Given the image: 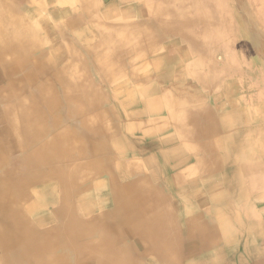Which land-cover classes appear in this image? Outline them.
Instances as JSON below:
<instances>
[{
	"label": "bare ground",
	"instance_id": "1",
	"mask_svg": "<svg viewBox=\"0 0 264 264\" xmlns=\"http://www.w3.org/2000/svg\"><path fill=\"white\" fill-rule=\"evenodd\" d=\"M10 1L0 0V61H14L15 57L23 56L22 78L30 76V68L42 70L54 61L55 54L51 52L36 58L28 56L27 48L41 46L34 45L35 34L44 27L54 32L59 27L58 21L70 14L73 22L69 27L80 29L73 33L80 43L61 45L57 59L73 57L76 49L86 48L97 62L110 64L113 58H120L118 65L112 62L104 68L110 79L130 76L131 80L142 81L136 89L141 98L137 94L122 101L107 97L103 98L104 103L101 101L93 107L102 97L92 83H75L60 76L61 82L69 87L67 93L71 94L66 98L70 114L80 119L82 125L68 134H58L57 140L52 138L40 147L23 152L25 157L19 165L0 157V169L10 167V171H19L21 167L24 172L22 178L11 180L9 185L5 179H0V264H264V248L257 247L259 242H264V225H248L242 221L254 217L253 211L249 215L239 210L235 215L233 206L246 203L247 199L246 194L234 189L238 190L241 184L234 182L239 181L235 179L227 184L234 187L231 186L230 190L234 191L228 194L205 190V187L213 188L206 183L209 182L206 172H210V168L214 171L218 164L215 161L205 164L201 158L231 159L225 153L237 147L231 129L225 124L221 127L220 123L215 126L203 111L195 114V106L187 104L194 101L193 94H185L186 103L181 96L186 112H181L177 118L170 111L168 123L160 122L153 114L159 102L146 100L145 90L139 87L148 80L143 76L146 70L150 75L157 74L160 81L182 80V75L174 74L181 65L173 66L171 62L177 51H166L169 65L163 67L154 57L155 49L149 46L147 53L143 50L144 40L151 38L152 24L163 20L161 17L165 14L166 21L175 20L170 26L172 29L166 32L174 33L185 46L194 48L201 43L203 49L211 46L218 52L224 46L229 52L227 57L233 58L234 65L230 68L246 70L242 78L244 88L256 105L260 88L261 100L264 95V45L257 55L252 48L249 28L257 24L259 29H264V0H248L245 10L239 7L241 0H113L109 4H102V0H79L77 3L81 5L76 14L73 10H63L60 3L55 5L56 17H51L47 10L57 0H40L37 5L33 0V8L21 11L23 21L12 16L17 8ZM139 3L144 4L142 13L126 18ZM103 11L116 19L99 25L105 34L98 43L100 39L95 35L98 27H90L89 23H100ZM34 12L47 15L51 22L45 17L32 22ZM145 14L149 19L141 24L138 18ZM126 26L132 30L118 32L117 28ZM87 33L89 39L83 36ZM56 36L57 39L52 38L45 47L50 49L61 42V36ZM95 39L97 46L92 45L97 44L93 43ZM99 44L108 50L103 57L99 56L102 55ZM118 47L126 51L119 53ZM130 52L134 53L130 61H123L121 57H130ZM163 54L160 53L158 59L161 60ZM137 64L143 65L136 68ZM130 68L132 70L126 72ZM14 69H18L17 66ZM187 72L192 74L193 70ZM221 73L222 69H217L212 76L219 79ZM194 83L193 78L191 85ZM147 89L152 91V88ZM47 90L45 88L44 92ZM18 101L19 105L6 103L8 114L14 113L10 123L18 124L17 113L22 112L19 123L31 130L28 138L33 141L38 131L34 129V120L26 114L35 111L38 115L39 112L33 105L26 106L29 101ZM34 102L40 110L60 106L59 100L55 103L42 96ZM100 106L107 107V112L96 113ZM118 111L120 118L113 123ZM106 115L111 125L97 131L100 128L95 119ZM84 125L96 132L84 129ZM77 141L84 146L79 148ZM63 142L66 145L60 144ZM168 144L177 146L166 150ZM48 150L58 152V157H50ZM75 155L79 157H73ZM190 155L198 160L196 170L200 165L205 169L202 180L193 181L190 185L193 191L176 189L171 193L169 188L174 185L173 180L179 181V174L192 173L193 167L179 171L189 162ZM170 173H174V179H169ZM209 203L213 205L200 213V207ZM255 234L257 237L261 234L260 241L254 239Z\"/></svg>",
	"mask_w": 264,
	"mask_h": 264
},
{
	"label": "crops",
	"instance_id": "2",
	"mask_svg": "<svg viewBox=\"0 0 264 264\" xmlns=\"http://www.w3.org/2000/svg\"><path fill=\"white\" fill-rule=\"evenodd\" d=\"M26 8L30 7L27 6ZM37 16L41 19L45 17L46 21L49 20L47 15L43 13ZM161 18L163 20L155 21L152 24L151 38L147 41V48L150 46V48L156 50L157 54L154 57L157 58L158 62L161 63L160 66L162 65L163 67L166 64L169 65V61L166 58V51H177L178 53H175L177 56L171 62L173 66L181 65L182 68L179 69L178 72H174V74L176 76L182 75V80L175 81L174 79L160 81L157 74L150 75L147 77L148 80L145 81L146 84L139 86L140 89L145 90L143 96L146 100L150 99L159 102V105L154 106L155 109L153 114L158 121L167 122L171 115L170 111L176 115L177 118L180 114L186 112L185 106L181 105V96H183L184 103H186L185 94H193L194 101L191 102L190 100L187 104L191 107L195 106V114H201L203 111L209 116V120L213 122L214 125L215 123H220L222 127L221 124H225L224 126L231 129V134L235 138V144L237 145V147L225 152L231 159H224L223 157L201 158V162L205 164L212 161L218 164L216 167H212L214 171L210 168V172H206V180L209 181L206 183L213 185V188L209 190V187H205V190L213 193L228 194L229 191L232 192L234 190H230L232 184H230V186L227 184L235 181V179L238 180L239 182H234L241 184L238 190L237 187H232L237 193L241 192L246 194L247 199L246 203H237L233 206L236 212L235 215H238L239 210H243V212H247L249 215L250 211H253L255 214L254 217H246L243 218L244 220L242 221L246 222L248 225H264V95H262L263 99L261 100V88L259 89L255 105L252 96L248 98L247 90L244 88V80L242 78L245 77L246 70L243 69V72H240L230 68L234 65L233 58L227 57L229 52H227L224 46V48L222 47L219 49V52L217 48L211 46L204 47L203 49L201 43L198 44L199 47L195 46L194 48L185 46L178 41V37L175 36L174 33L170 31L166 32V30L172 29L170 26L174 24L175 20L173 19L172 22L171 20L166 21L165 14ZM57 34L55 30L49 37L51 39H57ZM42 38L46 41L48 39L47 34H43ZM252 38V48L258 55V51L260 53L261 50V41L259 38ZM67 42L71 44L73 43V39L69 37L65 44H67ZM99 47L103 49L102 46ZM159 52H164L161 60L157 57L160 54ZM81 57V60L73 58H67L62 61L55 60L42 70L38 68L33 69L32 67L28 70L30 76L27 78H22L20 74V71L23 70L22 68L25 67V65H19V69H14L17 65L14 61H0V146H3V153L0 157H3L6 162L19 165L18 163L25 157V151L29 149V151H31L33 147H40V145L45 144L52 138L57 140L58 134H68L73 128H81L82 124L80 119L70 114L66 98L71 94L67 93V89L60 80V76L63 74L72 82L81 81L88 85L92 83V85L96 87L95 89L99 91L101 97L105 99L109 97L114 100L120 99V101H122L127 100V98L133 94H137V96L141 98L139 92L136 90L138 87L137 84H140V81H142L141 79L127 80L120 77L119 79L114 78V80H112L104 69L107 65H110L107 64L108 62L99 60L91 64L85 56ZM117 62L118 61H113L115 64ZM189 65L190 68L188 67L189 69H187L186 67ZM190 69L193 70L192 74H188L187 72V70ZM217 69H222L219 79H217L218 76L217 78L212 76V72L215 70L217 71ZM14 70H18V73H15ZM159 70H161V68ZM41 71L42 73L38 75ZM228 71H230L231 74H229ZM11 72L13 74H11ZM192 77L195 82L193 86L191 85ZM42 88H44V90L48 88V90L44 92ZM147 88H152V91H148ZM40 96L48 98L51 102L55 103L59 100L60 106H52L50 109L44 107L43 110L39 111L38 115L35 111H29L26 114V116L34 120V129L38 131V134H35V138L32 141L28 138L31 130L19 123L22 112H16L18 114V124H11L10 122L12 120L10 118L14 113L10 116L5 106L8 102L16 103L19 99L31 101ZM115 117L113 123L119 120V111ZM198 122H200V120ZM68 142L69 141H67V143ZM60 144L66 145L64 142ZM176 146V144H168L165 146V149L173 150ZM26 147L27 150H25ZM236 148L238 149L237 151ZM189 157H191L189 162L179 171L181 172L186 168L193 167L192 173L188 176L186 173L179 174V181L175 182L173 180L174 185L171 187L169 186V191H171V193L176 189L190 192L192 190L190 185L193 181L196 179L199 181L202 180V172L205 171V169L200 165V169L197 168L196 170L195 168L198 165H195V163L198 162V160L196 161L194 155H190ZM11 166L15 167V165ZM9 168L10 167H5L3 170L0 169V179H5L7 185L10 184L11 180L13 181L17 177L22 178V176H24L21 167H18L19 171H16V169L10 171ZM168 177L169 179H174V173L168 174ZM232 177L234 180L231 179ZM198 189H195V191ZM202 190L204 189L201 187L200 191L202 192ZM212 205V203L202 205L200 207V213H204L206 209H209ZM250 208L252 209L249 210ZM213 209L214 208H212V211ZM243 212L242 214H244ZM257 235H253L256 237H254V239L260 241L261 234H259V237H257ZM259 246L260 249H263L264 242H259L257 247Z\"/></svg>",
	"mask_w": 264,
	"mask_h": 264
},
{
	"label": "rangeland",
	"instance_id": "3",
	"mask_svg": "<svg viewBox=\"0 0 264 264\" xmlns=\"http://www.w3.org/2000/svg\"><path fill=\"white\" fill-rule=\"evenodd\" d=\"M36 1V3H35V5H37V4H40V0H35ZM77 1H79V0H57V1H53V3L51 4L52 6L51 7H49L48 8V14L52 17V16H57L58 14H56V13H53L54 12V7H55V5H60V4H62L61 6H59V7H61L63 10H73V13H77L78 11H77V8L81 5V3H77ZM83 1H87V0H83ZM88 1H90V0H88ZM113 0H102V4L105 2V4L107 3V4H109L110 2H112ZM12 4H14L15 6H16V8H17V11H16V13L15 14H13L12 16L13 17H17V20L18 19H20V18H22V21H23V17H22V14H23V12H21L22 10H28V9H31V8H33L32 6H31V3L33 2V0H11L10 1ZM9 2V3H10ZM60 3V4H59ZM157 4H159V3H157ZM239 4V7L240 8H242V10H245L246 8H247V6H248V0H241L240 1V3H238ZM144 4L143 3H139V4H137V5H135L131 10H130V14L128 13V14H126L125 15V17L126 18H128V17H130V16H134L135 14H137L138 12H140V13H142V10H143V8H144V6H143ZM30 7V8H26V7ZM260 6V5H259ZM261 9H262V4H261ZM21 12V13H20ZM12 14V13H11ZM31 15V14H30ZM55 16V17H56ZM118 16H119V14H118ZM91 17H93V14L91 13L90 14V18ZM120 17V16H119ZM32 22L33 21H35L36 19L38 20V16H37V14L35 15V12H34V14L32 15ZM124 18V17H123ZM57 19V18H56ZM99 19H101V21H100V23L99 22H97L98 24H95V23H89L90 24V27L92 26V25H97V27L98 28H96L99 32L97 33V34H95L96 36H97V38H99L100 40H99V42H98V40L97 39H95L94 40V42L93 43H100L101 42V37H102V34L104 35L105 34V32H103L102 30H100L99 29V25H102L103 23H107V22H111V21H113L114 19H116L115 17H113V15L110 13V14H108L107 12H105V11H103L102 12V15L100 16V18ZM118 19V18H117ZM139 19V21H140V23L141 24H145V22H147V20L149 19V17L145 14V15H142L140 18H138ZM248 20H251L250 18H247ZM108 20V21H107ZM73 22V18L70 16V14H67V15H65V16H63V18H62V20L61 21H58V25H59V27H57L55 30L57 31V33L59 34V37L61 36V39H62V41L61 42H58L57 44L55 43V46H53V47H51L50 49H48L47 47H45V45L49 42V41H51V38L49 37V36H51L54 32H50V31H47V29H44V28H42L41 29V31L42 32H40V33H37V34H35V37H34V45L35 46H37V43L38 44H40L41 46L39 47L38 46V48H36V47H34V46H32L31 48H27V51L29 52V54H28V56H30L31 58L33 57V58H36V57H38L39 55L41 56V55H43L44 53H48V52H51L52 53V55H53V53L55 54V56L53 55V58H54V61L55 60H60V61H62V60H65V59H67L66 58V56H64V55H62V57L63 58H61V59H57V54H59V47L61 46V45H64L65 43H66V41H67V38L69 39V37L70 38H72L73 39V42L75 43V44H79L80 43V41H78L77 39H75L76 38V36H73V33H76V32H79V30L80 29H70V27H69V25L71 24ZM35 23V22H34ZM0 24H1V22H0ZM250 25H252V24H250ZM254 26L255 27H253L252 29L251 28H249V30H250V32L252 33V35H253V37L254 38H256V39H258L259 38V40L261 41V46L262 45H264V29H259L258 28V26H257V24H254ZM122 28H124V29H122ZM70 29V30H69ZM118 29V32L120 31V33L122 32V30H129V29H131L129 26H126V27H120V29L119 28H117ZM22 30H23V28H22ZM132 30V29H131ZM262 32H261V31ZM112 31H117V30H112ZM218 32H219V30H218ZM107 33V32H106ZM220 33V32H219ZM43 34H47V36H48V39L45 41L43 38H42V36H43ZM69 37H68V36ZM83 36H84V38L86 39H89L90 38V34L89 33H87V34H83ZM87 36V37H86ZM251 38H252V36H251ZM144 40V39H143ZM69 42H67V44H68ZM98 43L97 44H92L93 46H97L98 45ZM144 49L143 50H145V53H147V50H148V48H147V40H144ZM99 46H100V44H99ZM13 47V46H12ZM103 47V49H102V52H101V54L102 55H99L100 57H103L107 52H108V50H107V48L106 47H104V46H102ZM118 49H120L119 47H118ZM77 51L75 52V54H74V56L73 57H70V58H73V59H79V60H81L82 59V57L81 56H85L86 57V59H88L90 62H91V64H93V62H97V60L94 58V56L92 55V53L90 52V50L88 51V49H86V48H84V49H82V48H78V49H76ZM12 51V50H11ZM37 51V52H36ZM119 51V50H118ZM123 51H126V50H124V48H121L120 49V51H119V53H123ZM13 52V51H12ZM17 53V52H16ZM118 53V54H119ZM131 53V52H130ZM132 55V56H131ZM133 55H134V53H131L129 56L130 57H121L122 58V60L123 61H125L126 60V62H128V61H130V59H131V57H133ZM27 58V57H26ZM15 59H17V60H14V62L17 64L16 66H17V68L19 69V65H23L22 63H20V61H22V60H24L25 58L23 57V56H17V57H15ZM19 59V60H18ZM53 61V62H54ZM113 61H118L116 64L118 65L120 62V58H113V60L110 62V64H112V62ZM141 65H143V64H137L136 65V68H138V67H141ZM112 67H114V66H112ZM129 70H132L131 68L130 69H126V72H128ZM147 72V70L146 71H144L143 73H145L143 76L144 77H148V76H150V72L148 73H146ZM61 77L62 78H67V76L65 75V74H63V75H61ZM125 79H130V76H126L125 77ZM77 81H75V83H76ZM63 84V86L66 88V85L64 84V83H62ZM67 89V88H66ZM69 90V87H68V89H67V91ZM100 94V93H99ZM101 96V95H100ZM103 100V97L102 98H99V101L97 102V103H95V105L93 106V107H95V106H98L100 103H101V101ZM30 103H28L29 105H26V106H30V105H33L34 107H35V109L39 112V111H41L40 109H38L37 108V105L35 104V102H34V100H31V101H29ZM103 102V101H102ZM19 103V101L18 102H16V103H12L11 104V106L12 105H14V104H18ZM19 105V104H18ZM106 109H108L107 107H102V106H100V107H98V110L96 111V113H100V112H107L106 111ZM108 116H111L109 113H108ZM108 116L106 115V116H102V117H100V118H96L95 120H96V125L100 128V129H97V131H102L101 130V128H104V127H108V126H110L111 125V121H110V119H108ZM84 127V129H88V130H90L91 132H96L95 130H93L92 128H89V127H87L86 125H84L83 126ZM93 131H92V130ZM78 143H77V146L79 147V148H82L84 145L80 142V141H77ZM67 143V142H66ZM61 148H62V146H61ZM51 154H50V157H54V158H56V157H58V152H56L55 150H48ZM73 157H79L78 155H75V156H73ZM11 164V163H10Z\"/></svg>",
	"mask_w": 264,
	"mask_h": 264
}]
</instances>
